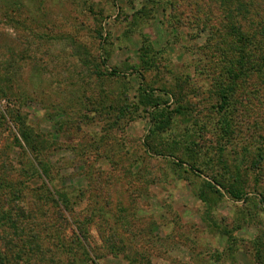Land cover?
<instances>
[{
    "label": "rangeland",
    "instance_id": "rangeland-1",
    "mask_svg": "<svg viewBox=\"0 0 264 264\" xmlns=\"http://www.w3.org/2000/svg\"><path fill=\"white\" fill-rule=\"evenodd\" d=\"M235 1L0 0V106L14 111L0 123V205L43 238L18 264H52L57 238L77 236L97 264H264V77L251 72L237 95L233 136L222 138L216 107L217 72L237 57L235 18H264V0H242L244 15ZM148 43L158 54L146 83L184 88L188 102L156 137L131 75ZM22 122L43 140L50 178L23 171L39 159ZM216 173L239 176L248 200L203 201ZM16 237L1 231L0 248L12 253Z\"/></svg>",
    "mask_w": 264,
    "mask_h": 264
},
{
    "label": "trees",
    "instance_id": "trees-1",
    "mask_svg": "<svg viewBox=\"0 0 264 264\" xmlns=\"http://www.w3.org/2000/svg\"><path fill=\"white\" fill-rule=\"evenodd\" d=\"M235 2L238 3L235 5L236 13H238V15H242L243 13L244 15V1L236 0ZM241 19L243 22L240 23L239 18H235L238 29L233 28V31L236 33L237 38H235V41L232 42V48L230 47L231 51H233L237 57L231 56L230 58L223 61L220 67L221 71L217 72V81H215V87L217 89L216 95L219 99L216 107L220 116L219 126L222 138H228L229 136H233L235 134L234 122L236 120L234 118V113L237 110L236 106L238 104L241 105L242 101H245L244 98L243 100L239 99L237 95L239 92H243V94H245L244 96H246V89L244 88H247V86L245 85V80L250 77L251 72L259 74V78L264 77V18H261L258 25H252L247 22V28L244 26V18L242 17ZM252 23L255 24V21ZM262 51L263 54H261ZM153 52V48L148 43V45H146L143 49L139 58L140 64L136 65L135 68L132 67L131 75L137 81H139L140 84V104L151 108L149 109V116L151 117L153 128L151 129L150 133L156 137L155 135L165 132L168 128H170L171 122L175 117L183 114L184 110L186 109L185 106L188 104V102H184L186 99L184 88H178L177 86L168 88V86H163V88H160L159 93L156 89L150 87V85L146 83V75L141 69L151 68L152 63L157 59L156 55L158 54V52L152 54ZM215 65H217V62ZM109 75L112 77H123L124 73L119 70H112ZM179 90L181 91L178 92ZM184 103H186V105ZM13 113L14 111L9 112V110H3V108L0 106V123L3 121L8 122L9 119L13 121ZM20 133L23 140L29 145L31 150L38 154L36 156L39 159L37 163L35 162V164L32 162L28 165L24 164L25 168L23 171H34L40 178L45 176L50 178V165L39 158V155L41 157L43 152L40 145L43 143V140L39 138V142L37 140V135L35 133H31L30 128L24 122H22V129ZM15 141L19 142V138L15 137ZM189 143L192 145L191 142ZM145 145L147 146L148 152L153 151L149 146L151 145L149 142H146ZM179 145L180 143H178V146ZM178 146H176V148H178ZM166 149L169 148H163L161 151H166ZM161 151L158 153L163 154ZM188 152L192 153V151ZM158 153L152 152V154L155 155H158ZM197 155L198 154L194 156L196 158L192 157V163L188 162V166L192 171H199L201 169V165L197 164L199 162ZM235 159L236 161L241 160V158L238 156H236ZM260 160L254 161L253 164L255 168H260ZM178 163L181 165L183 162L179 161ZM207 177L208 180L205 182L206 185L201 192L202 197L200 196L203 201H206L209 191L217 192L220 195H228L235 201L248 200L249 192L247 191L246 183L243 184V180L240 179L239 176L229 173L228 177H230V180H228L229 178L227 179L226 176H220L217 173ZM14 187L15 186H13V188ZM9 188L12 189V186H9ZM45 192H49L48 187ZM60 201H62L63 204L68 205V200L62 194V192L60 194ZM2 207L3 206L0 205V232L6 228L14 229V231L17 232L16 238L19 240V245L14 248L13 245H17L18 243L16 242V244H13V250L12 253H10V248L6 249L5 246L7 243L4 242V249H2L3 247L0 248V264H18L16 258L19 259L18 256L28 254L29 252L36 250V248H41L43 245V238L41 237L42 235L39 233V231L34 228V226H31L30 229L27 228V224L33 225L34 222L26 223V221H24L20 224V221L17 220V217L16 221H14L13 216L17 214L19 208L9 212L8 209L4 210ZM58 239L59 237L56 240L57 243L53 246L56 248L55 250L59 256V259H48V261L52 262V264H97L96 261H94L89 255V252L81 242L80 237L77 236L73 244H66L63 241L59 242ZM1 249L3 251H1ZM63 255H66L69 260H62L61 257ZM129 263L132 264L134 262L130 261Z\"/></svg>",
    "mask_w": 264,
    "mask_h": 264
}]
</instances>
